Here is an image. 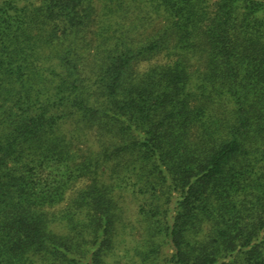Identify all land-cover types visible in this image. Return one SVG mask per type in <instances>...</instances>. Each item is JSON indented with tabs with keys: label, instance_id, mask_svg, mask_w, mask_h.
I'll return each mask as SVG.
<instances>
[{
	"label": "trees",
	"instance_id": "trees-1",
	"mask_svg": "<svg viewBox=\"0 0 264 264\" xmlns=\"http://www.w3.org/2000/svg\"><path fill=\"white\" fill-rule=\"evenodd\" d=\"M123 251L264 264V0H0V264Z\"/></svg>",
	"mask_w": 264,
	"mask_h": 264
},
{
	"label": "rangeland",
	"instance_id": "rangeland-1",
	"mask_svg": "<svg viewBox=\"0 0 264 264\" xmlns=\"http://www.w3.org/2000/svg\"><path fill=\"white\" fill-rule=\"evenodd\" d=\"M132 211H133V212H131V213L134 214V207H132ZM134 215L137 216L136 213H135ZM137 233H138V232H137ZM131 243H132V242H131ZM129 245H130V242H129V244L121 243L119 249H123V250H125V248H126L127 246H129ZM166 250H167L166 247H162V248H161V251H162V252L164 251V253H165ZM164 253H162V256L164 255ZM113 258L116 259V260L114 261V264H134V263H132V262H133L132 260L130 261L131 257H130V256L127 257V256L125 255V251H123V252H117V254H116ZM113 258H111V262H112V260H114Z\"/></svg>",
	"mask_w": 264,
	"mask_h": 264
}]
</instances>
